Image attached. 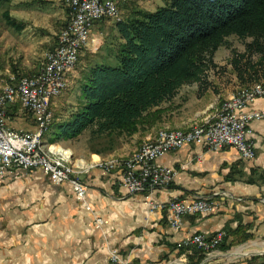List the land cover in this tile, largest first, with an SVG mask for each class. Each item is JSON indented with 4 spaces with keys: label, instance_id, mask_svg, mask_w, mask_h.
Wrapping results in <instances>:
<instances>
[{
    "label": "crops",
    "instance_id": "1",
    "mask_svg": "<svg viewBox=\"0 0 264 264\" xmlns=\"http://www.w3.org/2000/svg\"><path fill=\"white\" fill-rule=\"evenodd\" d=\"M15 1L32 2L25 10L27 22L40 15L42 19L47 17L46 25L44 21L42 25L34 21V30L37 26L43 30L55 26L62 19L60 12L51 17L50 11L52 2L62 8L61 0ZM99 23L93 27L94 35ZM52 104L59 108L52 100L51 110ZM211 104L196 109L192 119L208 117L214 110ZM12 107L17 110L8 108L7 125L15 130L34 131L30 114L19 105ZM249 108L264 111V98L256 99ZM67 116L56 119L62 121ZM188 120L168 125L184 129L190 124ZM249 126L255 151L253 160H244L232 147L212 151L191 144L158 159L161 165L174 169L175 175L168 187L153 192L151 202L208 197L213 203L207 214L185 215L179 229L169 225V210L148 208L144 195H130L122 189L118 170L105 172L99 166L80 170L90 209L75 198L69 183H52L40 168L7 170L0 176V264H108L112 249L132 264H163L176 259L190 264L191 255L179 253L177 243L193 234L213 235L222 231L224 238L229 239L241 227L250 235L249 240L264 239V120H253ZM151 129L141 125L126 136V154L146 137L152 139L156 133L149 135ZM42 142L50 143L43 137ZM97 156L95 160L100 158ZM74 168L75 165L74 174H78ZM96 217L103 221L99 227L95 226ZM233 254L242 253L236 250ZM214 255L199 264H264V253L256 259Z\"/></svg>",
    "mask_w": 264,
    "mask_h": 264
},
{
    "label": "trees",
    "instance_id": "2",
    "mask_svg": "<svg viewBox=\"0 0 264 264\" xmlns=\"http://www.w3.org/2000/svg\"><path fill=\"white\" fill-rule=\"evenodd\" d=\"M115 25L121 42L113 51L114 64L89 63L78 82L74 109L62 121H49L42 131L48 142L70 140L84 130L94 137L120 130L131 135L145 125L140 123L145 115L170 101L183 85L204 87L217 67L214 53L229 36L250 39L242 53L228 60L238 84L264 80V0H163L155 10L137 11ZM249 236L244 233L240 240ZM193 250L190 264H199L205 254Z\"/></svg>",
    "mask_w": 264,
    "mask_h": 264
},
{
    "label": "built area",
    "instance_id": "3",
    "mask_svg": "<svg viewBox=\"0 0 264 264\" xmlns=\"http://www.w3.org/2000/svg\"><path fill=\"white\" fill-rule=\"evenodd\" d=\"M70 10L69 20L59 30L52 48L45 53V67L38 73L24 76L15 82H0V176L7 170L40 168L55 184L69 183L75 198L85 201L86 186L79 177L59 165H50V159L35 152V136L48 121L52 100L63 92L73 74L83 51L96 50L101 39L92 30L103 19L117 18L119 7L128 0H65ZM258 98H264V81L241 86L216 108V117L205 121L200 130L184 134H164L145 139L138 148L117 163L105 164V172L119 171V185L128 194H142L148 208H166L170 212L169 225L181 227L182 219L188 214H207L213 208L208 197L189 200L170 199L154 204L151 196L157 189L168 187L175 175L174 169L161 165L158 159L186 144L199 145L207 150H219L226 146L235 149L244 160L255 157L250 122L264 120V111L249 108ZM19 105L30 114L35 123L34 131H21L7 125L8 108ZM96 217L95 226L102 224ZM224 233L213 235L196 233L177 243V248L201 249L206 257L219 252ZM108 264H132L122 258L117 250L109 252ZM152 264V263H148Z\"/></svg>",
    "mask_w": 264,
    "mask_h": 264
},
{
    "label": "rangeland",
    "instance_id": "4",
    "mask_svg": "<svg viewBox=\"0 0 264 264\" xmlns=\"http://www.w3.org/2000/svg\"><path fill=\"white\" fill-rule=\"evenodd\" d=\"M61 2V5H63L62 8L54 6L52 2L50 11L51 17H57L55 16L57 15L56 13L60 12L59 16H62V19L59 20L55 26L54 24L46 26L44 30L41 26H37L38 28L34 30L31 24L37 21L38 24L41 23L42 25L44 21L46 25L49 22L46 20L47 17L42 19V15H40V17H33L30 22H27L28 17L25 10L30 7L29 4L32 2L17 3L15 0H10L6 3L0 2V82H15L21 77L36 74L41 68L45 67V53L52 48H48L49 46L47 45L48 43L49 45L54 44L59 30L70 17V10L66 1L61 0ZM162 5L163 0H128L120 5L117 18L126 20V18L133 16L137 11H153ZM116 21H118L116 18L103 19L100 21L96 30V35L101 39L100 46L96 50H86L82 52L73 72L75 76L72 75V81L69 84L68 79L67 84L63 87V92L53 99L54 103L56 102L59 108H53L52 104L53 113L50 114L48 121L42 125L40 131H37V133H39L40 142L42 143L41 146L45 149H51L52 151H54V149H60L63 156L67 158V161H70L76 166L74 170H77L78 174L80 170L85 172L87 169L94 166L103 167V163H117L131 153L126 154L125 130L115 131L114 133L101 137H94L90 134L89 130H84L76 138L70 139L69 141L61 139L55 142H48L49 144L43 143L41 137V134H43L42 131H46L47 125H49L52 120L53 124L60 121L56 119V116L64 118L70 113V110L72 111L74 108L73 106L78 103V82L82 72L89 63L103 61L107 64H114L113 51L117 44L121 42L115 25ZM44 37L46 40L43 41ZM248 41H250L249 38L239 39L236 36L227 37L226 44L220 46L214 53L213 61L217 64V67L209 72L204 87L199 88L198 84L195 83L183 85L170 101L164 102L153 108L141 119L142 121H140V123H145L148 129L152 128V134L149 135H154L156 133L155 136H158L160 130H188L192 126L204 124L208 119H214L216 117L215 109L226 100L231 92H235L238 87H241L231 67L228 65V60L232 54L236 55L242 53L244 51V43ZM250 59L255 61L257 60V56L252 55ZM207 104L214 106V110L210 115L208 117L206 115L205 118L201 116L192 119L193 112L198 108H203ZM10 108L9 111H14V109L17 110V108L14 107H12V109ZM59 111L61 114L58 113ZM187 118H190V120L187 121L190 122L187 128H173L168 125V122L186 121ZM127 136L130 135L127 134ZM145 139H143L141 143ZM96 155L100 157L97 158L98 160H95ZM241 230L243 231V229ZM241 230L235 235L231 233L229 239H224L222 243L227 246L229 245V248L223 251L219 250L218 253H227L229 254L228 257L244 259L247 257L249 259L258 258L256 256H259L260 253L252 254V252L264 250V239L249 240L248 238L246 240H240L245 233V230L243 232ZM226 241L228 244H226ZM236 250H240L242 254H232ZM183 251L184 252L181 251V253L186 256L194 253L193 249H184ZM246 253L251 254L247 255ZM173 261L185 264L178 259L172 261L168 260L163 264H168Z\"/></svg>",
    "mask_w": 264,
    "mask_h": 264
},
{
    "label": "bare ground",
    "instance_id": "5",
    "mask_svg": "<svg viewBox=\"0 0 264 264\" xmlns=\"http://www.w3.org/2000/svg\"><path fill=\"white\" fill-rule=\"evenodd\" d=\"M64 85L65 84H63V87ZM202 126H204V124L195 125L190 127V129L183 131H179V130L164 131V134H184L188 131L200 130V127ZM158 136H160V133ZM41 145L42 143L40 142L39 133H37L35 136V152L38 153L39 155H42L43 157L49 158L50 165H59L61 166V170H69L70 172H73V164L70 161H67V158L63 156V153L60 149H54V151H52L51 149H45ZM174 264H179V263L176 262Z\"/></svg>",
    "mask_w": 264,
    "mask_h": 264
},
{
    "label": "water",
    "instance_id": "6",
    "mask_svg": "<svg viewBox=\"0 0 264 264\" xmlns=\"http://www.w3.org/2000/svg\"><path fill=\"white\" fill-rule=\"evenodd\" d=\"M256 253H264V250L263 251H259V252H252V254H256ZM233 254V253H232ZM247 254V253H246ZM249 254H251V253H248L247 255H249ZM224 255H229V254H227V253H224ZM236 255V254H235ZM238 255H240V254H238ZM244 255V254H243ZM214 256H216V255H212V256H209V257H206L205 259H203V261H206V260H208V259H210V258H212V257H214ZM179 263L178 261H173V262H170V263H168V264H174V263ZM179 264H181V263H179Z\"/></svg>",
    "mask_w": 264,
    "mask_h": 264
}]
</instances>
